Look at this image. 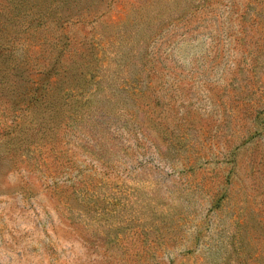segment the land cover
I'll return each mask as SVG.
<instances>
[{
  "label": "rangeland",
  "instance_id": "374dc122",
  "mask_svg": "<svg viewBox=\"0 0 264 264\" xmlns=\"http://www.w3.org/2000/svg\"><path fill=\"white\" fill-rule=\"evenodd\" d=\"M59 34L96 86L50 131L0 89V264H264V0H0L29 80Z\"/></svg>",
  "mask_w": 264,
  "mask_h": 264
},
{
  "label": "trees",
  "instance_id": "16d2710c",
  "mask_svg": "<svg viewBox=\"0 0 264 264\" xmlns=\"http://www.w3.org/2000/svg\"><path fill=\"white\" fill-rule=\"evenodd\" d=\"M19 10L23 15L20 20L14 21H16L17 26L18 24L23 26L26 29L25 31L36 30L48 24L45 14L39 15L37 12L26 10L23 2H21ZM61 11L63 12V10ZM9 22L10 20L4 22V27ZM55 23L56 20L49 22L52 26H55ZM18 39L13 37L12 39L4 38V40H0V55H6L5 60L2 61V58H0V68L7 64V68L0 73V89L5 96L17 95L18 111L32 115V122L38 123L40 121L38 116H43L47 112L53 113V118H51L53 121L49 122L51 124L55 123V125L52 124L47 128V131H50V129L56 127L58 120L62 118V116L58 119L55 118V112L61 111V106H66L72 114L76 115V109L73 105H70V99L78 95H92L96 86L95 76L98 73V68L94 72L88 71V65L85 64L88 59L87 53L78 49L71 51L69 38L59 34L52 38V42L45 40L47 44L54 48V54L49 58L47 66L40 70L37 78L31 81L24 76L25 71L15 58L16 50L13 45ZM9 58L10 60L7 63ZM6 70L10 71L9 74L5 72ZM12 78L14 79L12 80ZM22 81L25 83V88L18 92L21 88L18 83ZM72 117L71 114L63 115L59 123L66 122L68 124L69 121H72ZM38 134L43 135L44 133L39 130ZM32 145H41V142L34 141Z\"/></svg>",
  "mask_w": 264,
  "mask_h": 264
}]
</instances>
